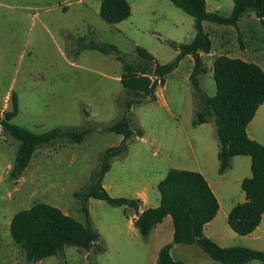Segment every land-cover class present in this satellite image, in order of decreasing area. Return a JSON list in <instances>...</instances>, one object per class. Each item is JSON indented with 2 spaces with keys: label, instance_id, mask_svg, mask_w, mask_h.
Returning <instances> with one entry per match:
<instances>
[{
  "label": "rangeland",
  "instance_id": "1",
  "mask_svg": "<svg viewBox=\"0 0 264 264\" xmlns=\"http://www.w3.org/2000/svg\"><path fill=\"white\" fill-rule=\"evenodd\" d=\"M129 2L130 17L110 24L101 17L102 0H0L1 114L14 110L12 95L16 93L18 110L11 120L15 124L35 132L95 127L82 143L63 141L39 148L14 180L10 171L19 143L0 126V264L26 261L10 231L12 218L20 210L47 203L86 222L75 193L89 185L100 154L123 140V135L104 130L122 114L123 63L115 53L79 51L78 39L113 44L129 62L139 60L136 47L141 46L158 63L167 64L179 54L170 42L189 43L196 35L194 17L170 0ZM233 6L234 0H207L209 12L224 16L231 14ZM203 27L213 45L203 57L208 71L200 76L207 94L217 92L213 61L220 54L264 69V20L254 10L247 9L237 27L207 20ZM194 65L193 56H185L165 83L158 84L156 101L132 106L131 115L143 136L133 138L128 152L112 160L103 185L113 197L140 198L147 192L154 198L147 207H156L161 198L158 184L171 168L204 170L223 207L214 224L223 238L213 233V226L207 227L206 234L223 247L255 246L264 251V220L254 238H247L237 234L225 217L229 206L246 198L242 181L252 176L251 158L234 156L230 167L219 172L215 122L193 125L196 102L189 77ZM88 206L90 221L101 235L98 246L104 250L65 246L63 252L31 264H158L159 250L173 241L171 216L143 237L129 225V208L97 198H91ZM171 254L186 264H223L197 244H174Z\"/></svg>",
  "mask_w": 264,
  "mask_h": 264
},
{
  "label": "trees",
  "instance_id": "2",
  "mask_svg": "<svg viewBox=\"0 0 264 264\" xmlns=\"http://www.w3.org/2000/svg\"><path fill=\"white\" fill-rule=\"evenodd\" d=\"M195 19L196 35L189 43L170 42L179 50L177 57L160 64L155 56L141 46L136 47L138 61L129 62L113 44H99L82 37L77 41L79 51L99 50L105 54L115 53L123 63L121 82L126 96L120 105L122 114L104 130L123 135L119 145L111 146L99 156L98 166L93 171L89 185L76 192L86 222H81L60 208L37 203L30 208L18 211L12 218L10 231L13 239L22 248L26 261H37L63 252L65 246H75L91 251L98 246L101 235L90 221L89 200L97 198L113 206L132 208L137 213L134 223L143 237H148L153 228L171 216L174 225L172 243L164 245L158 255V264H186L176 260L171 254L174 244H197L213 259L223 264H247L252 260L264 261V251L246 246L223 247L205 235V225L219 212L220 203L205 176L194 170L171 168L159 182L160 204L140 211V198L113 197L103 185L106 173L112 167V160L128 152L129 142L143 136L141 127L135 124L131 115L134 104L156 101L158 84H164L166 76L178 68L181 60L192 55L194 68L190 82L196 102L193 125L214 121L220 142L218 158L219 172L224 173L234 156H250L252 176L242 181L246 201L236 204L228 216L231 228L239 235L253 233L261 224L264 214V144L250 138L247 132L249 123L264 103V69L242 58L228 54L218 55L213 64V75L217 86L215 95L203 89L200 76L208 71L201 52L211 53L212 40L204 30L203 22L211 21L220 25L238 26L247 9L255 11L264 20V0H234L229 16L218 11L207 10V0H170ZM132 12L129 0H102L101 17L110 24H116L130 17ZM14 110L3 116L0 112V126L5 133L18 141V149L10 177L17 180L29 166L35 152L47 145L69 141L82 143L95 127H55L44 132H35L11 120L18 110V95H12ZM98 250L104 248L98 246ZM93 264V263H90Z\"/></svg>",
  "mask_w": 264,
  "mask_h": 264
},
{
  "label": "crops",
  "instance_id": "3",
  "mask_svg": "<svg viewBox=\"0 0 264 264\" xmlns=\"http://www.w3.org/2000/svg\"><path fill=\"white\" fill-rule=\"evenodd\" d=\"M209 53H204V52H201V56L204 57L205 55H207ZM188 57L192 56V55H187ZM217 57V56H216ZM204 60V59H203ZM215 60V59H214ZM214 62V61H213ZM157 96H158V92H157ZM264 103L259 107L255 117L253 118V120L249 123L248 127H247V132H248V135L250 136V138L264 144ZM199 172H201L205 178L207 179V181L209 182L212 190L214 191L215 195L217 196L218 200H219V203H220V209H219V212L218 214L216 215V217L209 223H207L205 225V229H204V232H205V235H207L208 237L210 238H213L214 240L218 241L219 240L217 238H214L213 236L211 235H208L206 234V229L208 226H213L214 228V224L216 222V219L219 215V213L222 211L223 207H222V203L219 199V196L217 195L216 193V190L214 189V186L212 185L211 181L209 180V177L207 176L206 172L204 170H200ZM215 180V179H214ZM140 199L142 200V204H141V207H140V211H143L144 209L148 208L147 205H151L153 203V197L152 195H150L149 193H143V195L140 197ZM161 200V198H160ZM247 199L245 198V200L243 202H245ZM242 202V203H243ZM238 204V203H237ZM236 204H232L231 206H229L228 209H226L224 211L225 213V217H227L228 219V216H229V213L231 212L232 208L235 206ZM125 208H129V207H125ZM130 210V213H129V225L132 226V227H135V219L137 218V213H132V208H129ZM170 216V215H169ZM173 220V219H172ZM264 220V214H263V218H262V221H261V224ZM261 224L256 228V230L251 233L250 235H246V236H243V237H247V238H254L256 232L258 230H260V227H261ZM137 229V228H136ZM138 230V229H137ZM213 233L214 234H217L218 237L220 238H223L222 235L220 234V231L215 227L214 230H213ZM173 236H174V233H173ZM252 248L256 249V248H259V247H255V246H251ZM160 251V250H159ZM159 255V254H158ZM158 261V259H157Z\"/></svg>",
  "mask_w": 264,
  "mask_h": 264
}]
</instances>
